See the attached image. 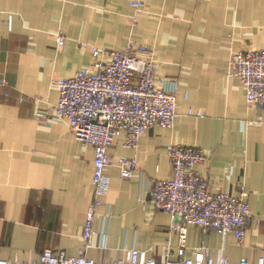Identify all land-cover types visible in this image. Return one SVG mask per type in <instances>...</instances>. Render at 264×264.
Masks as SVG:
<instances>
[{
  "label": "crops",
  "instance_id": "crops-1",
  "mask_svg": "<svg viewBox=\"0 0 264 264\" xmlns=\"http://www.w3.org/2000/svg\"><path fill=\"white\" fill-rule=\"evenodd\" d=\"M132 1L0 0V258L32 261L46 248L77 255L83 247L95 152L55 116L53 82L89 66L92 46L132 42L149 46L159 74L177 80L178 116L172 127H150L138 148L125 145V133L109 147L110 186L87 255L125 259L139 248L158 261L178 256L172 215L149 199L155 180L172 175L167 146L187 143L209 153L199 170L214 188L248 187L252 211L242 244L234 233L189 225L188 255L206 245L216 258L264 262V111L227 72L234 52L264 49V0H145L142 9ZM121 156L138 161L131 178L121 174Z\"/></svg>",
  "mask_w": 264,
  "mask_h": 264
},
{
  "label": "built area",
  "instance_id": "built-area-1",
  "mask_svg": "<svg viewBox=\"0 0 264 264\" xmlns=\"http://www.w3.org/2000/svg\"><path fill=\"white\" fill-rule=\"evenodd\" d=\"M131 4L137 9L146 6L145 0H135ZM64 42L65 36L59 31L58 43ZM92 54L89 66L53 82L59 90L55 116L67 118L76 138L83 145L93 146L95 152L92 180L95 198L88 208L82 232L84 245L77 255L46 248L37 260L0 258V264H264L247 258L238 261L227 256L216 258L206 245L196 248L192 256L188 255L189 225L199 226L204 231L217 229L222 234L234 233L242 244L252 211L248 187L241 183L237 193L214 188L211 180L199 170L209 153L187 143L167 146L172 175L155 180L149 199L151 207L172 215V227L179 234L178 256L158 261L149 256L147 250L139 248H131L125 259L107 260L87 255V250L94 246L92 238L98 209L110 186L109 147L118 135L125 133V145L138 148L141 136L150 127L174 126L179 90L177 80L159 74L154 52L146 44L131 42L124 49L92 46ZM227 72L241 79L248 103L264 111V49L234 52ZM195 114L202 116L203 112L198 110ZM39 116L46 118L47 113L40 112ZM261 121L260 116L258 122ZM255 123L249 121V124ZM119 165L123 178H131L138 161L134 157L121 156Z\"/></svg>",
  "mask_w": 264,
  "mask_h": 264
}]
</instances>
